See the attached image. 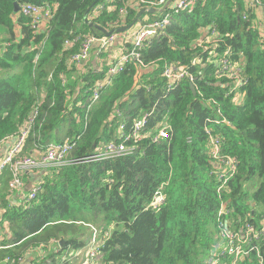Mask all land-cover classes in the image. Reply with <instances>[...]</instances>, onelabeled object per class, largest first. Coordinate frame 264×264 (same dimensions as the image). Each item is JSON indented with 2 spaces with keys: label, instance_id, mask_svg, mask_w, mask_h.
Returning a JSON list of instances; mask_svg holds the SVG:
<instances>
[{
  "label": "trees",
  "instance_id": "obj_1",
  "mask_svg": "<svg viewBox=\"0 0 264 264\" xmlns=\"http://www.w3.org/2000/svg\"><path fill=\"white\" fill-rule=\"evenodd\" d=\"M20 2L58 8L47 29H33L32 19L15 13V0H0V41L5 42L0 46V146L16 138L36 111L21 157L73 138L77 146L71 158L93 157L109 143H120L121 127L127 134L146 114L150 121L143 134L154 135L166 123L173 132L159 143L153 136L128 142L135 150L124 157L38 170L40 190L20 206L9 200L12 175L6 170L0 176V226L6 230L0 235V263L10 257L25 260L18 264L28 258L29 264H58L66 256L64 264H70V255L90 243L86 238L94 226L104 264H209L224 240V227L217 223L223 200L234 209L230 219L258 224L264 218L263 21L248 0H198L191 12L176 15L142 49L145 67L126 65L90 108L107 69L79 73L72 59L81 41L128 26L143 4L132 6V0L122 15V0ZM211 26L217 28L216 42L209 39L211 51L231 49L246 77L240 104L227 97V81L216 74L219 57L208 59L197 46ZM77 38L80 42L70 46ZM200 56L201 65L189 66L197 80L171 89L162 77L165 66H187ZM210 118L227 120L209 128L219 136L218 157L205 132ZM229 158L237 160L238 169L221 195L223 169L218 168ZM165 183L166 201L155 209L153 196ZM260 246L264 257V241ZM226 261L231 264L224 258L221 264ZM239 264H258L255 251Z\"/></svg>",
  "mask_w": 264,
  "mask_h": 264
},
{
  "label": "built area",
  "instance_id": "obj_2",
  "mask_svg": "<svg viewBox=\"0 0 264 264\" xmlns=\"http://www.w3.org/2000/svg\"><path fill=\"white\" fill-rule=\"evenodd\" d=\"M15 1L19 4V13L25 18L32 19L33 29H47L49 27L50 20H52L55 11L58 8L56 5H36L31 3H21V0ZM131 1L122 0V6L120 8V13L122 15L127 14V9H129ZM197 2L198 0H135V5L132 6H139L140 4H143V8L138 11L145 9V14H147V16L144 18L143 23H138V25H136L131 35H125L129 33L128 31L126 33L119 34L113 33L111 36L105 37H97L94 35L85 36V38L81 41L80 52L72 59V63L75 65L88 62L94 49L96 50L98 56L108 52L121 35H125L123 41H126L129 44L118 59H110L107 62V75L105 81L100 82V84H98L93 90L90 105L100 98L102 91L112 84L114 78L122 72L126 65L136 62L140 64V66L145 67L141 61V51L145 45L148 42L160 37L163 31L171 25L176 15L184 12H191ZM248 5L255 12H257V10L262 11L263 20L261 21H263L264 36V5L262 4V1L248 0ZM103 7L104 5L97 9L96 13H99ZM150 10H154V13L159 16L155 19L150 18ZM216 30L217 28L215 26L207 28L202 38L198 40L197 46L201 53H204L205 55L208 54V59L219 57V65L215 66L216 68L218 67L216 74L219 78H225L227 81V97L240 104L243 102L245 96L243 88L246 83V77L243 74L239 62L232 59L231 49H226L224 52L219 53L217 48L214 47L215 52L211 51L212 47L209 46V39L212 37L214 39L213 42H216ZM78 42H80V38L70 42V46H74ZM193 60L195 62H191V64L187 66H181L180 64L165 66L162 77L171 86V89L186 79L190 82L197 80V77L191 72L189 66L193 67L201 65L203 57L200 56L194 58ZM37 115L38 112L36 111L33 118L29 120V125L23 128L16 138H13L14 142L12 147L8 153L0 159V176L8 169L12 175V180L9 185L11 194L17 191H22L24 187L23 177L27 173H34L38 170L47 171L53 168L58 169L74 163H87L92 161H102L113 157H124L135 150L134 147L130 148L127 146L128 142L133 141L137 143L142 141L145 137L150 138L153 136L152 141L154 143H159L164 140L171 139L173 132V127L166 123L157 126L154 135L152 133V135L146 136L142 133L144 131V127L150 121V115L146 114L133 124L127 134L124 132L125 127H121L123 132L120 140H123L120 141V143H109L101 153L96 154L93 157L78 159L70 157V154L77 146V138H73L71 140L66 139L62 143L52 142L44 149H37L39 152L36 150L35 155L21 157V153L25 147L26 138L28 137L33 121ZM226 121V119H223L218 122L214 118H210L205 126V132L211 134L209 135V139L210 142L212 141L213 154L215 157L219 156L221 150L220 140L217 139V137H219L217 134L213 136L209 128L213 127V125H221ZM229 159L230 160L226 162V166L221 165V167L218 168V170L223 169V171L219 174V179L223 185L219 186L217 190V192L221 195L227 190V182H230V180L235 177L238 169L237 160L235 158ZM40 181L37 185L30 188L25 202L30 203L36 198L40 190ZM166 185L167 183L161 185L156 190L151 204L153 208L158 209L164 205L166 201L164 188ZM233 214L234 209L223 200L219 208L217 223L224 227L222 232L224 240L222 244H217L215 246L217 252L214 253V256L209 261V264H221L222 258L228 259L231 264H239V262H243L247 258H250L254 251L257 254L258 264H264V257L261 255L260 246L261 242L264 241V218L262 217L258 224H253L248 221L244 222V220L241 219H230ZM241 222L244 223L241 224ZM89 229L92 233V237L90 238L88 248L90 246L91 250L88 254H85L84 264H104L101 259V254L98 252L99 248L97 246L101 242L100 236H98L97 230L94 226H90ZM70 256H73V254ZM67 260L68 259H66L65 256L62 258V262L58 264H64ZM24 262L25 260L23 258H18L16 260L7 257L0 264H18ZM223 264H227V261Z\"/></svg>",
  "mask_w": 264,
  "mask_h": 264
},
{
  "label": "crops",
  "instance_id": "obj_3",
  "mask_svg": "<svg viewBox=\"0 0 264 264\" xmlns=\"http://www.w3.org/2000/svg\"><path fill=\"white\" fill-rule=\"evenodd\" d=\"M52 6H55L56 4H51ZM257 15L259 17L260 20H263V15H262V11L261 10H257ZM153 14V13H152ZM132 33L129 32L125 35H131ZM125 35H121L119 36L118 40L116 41V43L113 45V47L106 53L102 54L101 56L97 55L96 50L94 49L91 55V58L88 62L84 63V64H80L78 65V70L79 73H86V72H101L102 70L107 69V62L110 59H118L122 53L124 52V50L129 46V44L126 41H123V38L125 37ZM5 43L4 41H0V46ZM82 87L79 86L78 88L80 89ZM93 105V104H92ZM90 105L89 108L92 106ZM14 140L10 139L9 141L3 143L0 146V159H2L10 150V148L13 145ZM39 174L36 173H27L24 175L23 180H24V187L22 189V191H17L14 192L12 195H10L9 200L15 205V206H20L21 204H23V202L25 201L26 197L28 196L29 190L31 187L37 185L39 183V177L37 176ZM38 181V182H37ZM3 211L0 212V214H2ZM2 218V217H1ZM6 231V230H5ZM75 255L76 253H74V256H72V258L70 259L69 262H71L70 264H74L75 262ZM31 260V258H28L27 264H29V261Z\"/></svg>",
  "mask_w": 264,
  "mask_h": 264
},
{
  "label": "water",
  "instance_id": "obj_4",
  "mask_svg": "<svg viewBox=\"0 0 264 264\" xmlns=\"http://www.w3.org/2000/svg\"><path fill=\"white\" fill-rule=\"evenodd\" d=\"M98 1H100V0H98ZM91 9H92V8H91ZM91 9L89 10V12L91 11ZM14 11H15V13H19V11H20L19 4L15 3V9H14ZM89 12L87 13V15H86V19H85L87 22H88L87 17H88ZM145 13H146V10H145V9L141 10V11L139 12V14L137 15L136 19H135L131 24H129L128 26H125V27H123V28L117 29V30H116V33H118V34H119V33H126V32H128V31H130L131 29H133V28L137 25L138 21L142 18V16H143ZM149 13H150V14L154 13V10H150ZM90 25H93V24H90ZM113 33H115L114 30L111 31V32H106V31H104L105 36H111ZM192 91H193V93L195 94V88H194L193 86H192ZM63 244H64V241H61V242H60V245L62 246Z\"/></svg>",
  "mask_w": 264,
  "mask_h": 264
},
{
  "label": "rangeland",
  "instance_id": "obj_5",
  "mask_svg": "<svg viewBox=\"0 0 264 264\" xmlns=\"http://www.w3.org/2000/svg\"><path fill=\"white\" fill-rule=\"evenodd\" d=\"M156 17V16H155ZM144 21L142 20L140 23H143ZM136 27V26H135ZM134 27V28H135ZM133 28V29H134ZM133 29L132 30H130L129 32H133ZM197 58V57H196ZM193 63L195 62L194 60L192 61ZM5 232V229H3L1 226H0V235L2 234V233H4ZM91 235H92V233L91 232H88V237L86 238L87 240L89 239V238H91ZM85 239V240H86ZM91 250V248H90V246H89V248H88V246L84 249V250H81L80 252H76V255H75V259H74V261L73 262H75L74 264H83V262H84V260H85V254H88L89 253V251Z\"/></svg>",
  "mask_w": 264,
  "mask_h": 264
}]
</instances>
